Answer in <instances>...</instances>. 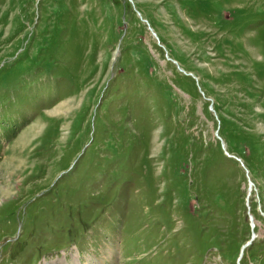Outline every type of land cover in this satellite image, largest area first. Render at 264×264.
Returning a JSON list of instances; mask_svg holds the SVG:
<instances>
[{
    "label": "rangeland",
    "instance_id": "1",
    "mask_svg": "<svg viewBox=\"0 0 264 264\" xmlns=\"http://www.w3.org/2000/svg\"><path fill=\"white\" fill-rule=\"evenodd\" d=\"M4 157L0 264H264V0H0Z\"/></svg>",
    "mask_w": 264,
    "mask_h": 264
},
{
    "label": "bare ground",
    "instance_id": "2",
    "mask_svg": "<svg viewBox=\"0 0 264 264\" xmlns=\"http://www.w3.org/2000/svg\"><path fill=\"white\" fill-rule=\"evenodd\" d=\"M153 32V31H152ZM154 34V33H153ZM60 107V106H59ZM56 109L52 110V111H49L47 113H50V114H54ZM68 112V111H67ZM65 113V112H64ZM67 114V113H66ZM38 123V122H37ZM37 126L36 124H31L30 126L26 127L24 130H22V132L15 138V140L11 143L10 147H13L15 149H18V148H22L26 142V139L29 138L31 136V134L35 133L38 129L39 126ZM31 132V134L29 135V133ZM223 148V147H222ZM228 156H231L230 154H228L227 152H225ZM16 158L15 157H4L2 159V161L0 162V167L2 169H0V177L4 180L7 181V184H5L6 186H4V188H0V199H5L7 197H10L13 192L11 191L12 189V184H13V178L14 176L16 175H20L17 173L18 171V164H16L13 168L9 169V166L12 164V161L15 160ZM19 181V180H18ZM251 182V181H250ZM250 185V190H251V184ZM14 189V188H13ZM5 195V196H4ZM1 204V202H0ZM92 262V261H91ZM89 262V263H91ZM97 264H100V261H97L96 262ZM51 264H54V263H51ZM58 264H61V263H58ZM92 264V263H91Z\"/></svg>",
    "mask_w": 264,
    "mask_h": 264
},
{
    "label": "water",
    "instance_id": "3",
    "mask_svg": "<svg viewBox=\"0 0 264 264\" xmlns=\"http://www.w3.org/2000/svg\"><path fill=\"white\" fill-rule=\"evenodd\" d=\"M150 29V28H149ZM244 247V246H243ZM241 251H242V249H241Z\"/></svg>",
    "mask_w": 264,
    "mask_h": 264
}]
</instances>
